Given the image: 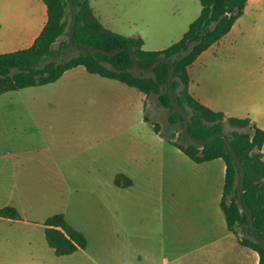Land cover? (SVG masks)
Listing matches in <instances>:
<instances>
[{"label": "crops", "instance_id": "obj_1", "mask_svg": "<svg viewBox=\"0 0 264 264\" xmlns=\"http://www.w3.org/2000/svg\"><path fill=\"white\" fill-rule=\"evenodd\" d=\"M162 1L156 2V47L146 49L137 33L145 50L179 41L195 18L178 15L186 10L183 0L166 8ZM263 13L264 0H248L231 31L188 67V76L189 93L203 105L249 118L264 131V35L249 33L250 18ZM48 18L44 0H0V54L31 47ZM46 86L58 97L43 98L38 88ZM21 90L41 96L0 99V200L6 199L0 209L13 206L22 217H0L12 256L9 262L0 256V264H259L222 209L225 161L195 162L156 132L154 122L167 126L156 98L83 65L54 83ZM69 93L70 101L62 99ZM50 105L73 108L80 132L67 147L62 135L51 137L43 114ZM260 153L264 160V145ZM57 213L85 235L86 249L56 255L44 222ZM18 223L36 228L22 232L28 250L18 248Z\"/></svg>", "mask_w": 264, "mask_h": 264}, {"label": "trees", "instance_id": "obj_2", "mask_svg": "<svg viewBox=\"0 0 264 264\" xmlns=\"http://www.w3.org/2000/svg\"><path fill=\"white\" fill-rule=\"evenodd\" d=\"M248 0H199L201 13L184 36L163 50H145L141 37H127L105 29L95 17L90 0H73L77 19L73 41L78 47L100 48L107 51L128 49L116 56L102 52H84L71 48L68 30L74 20V11L68 0H44L48 7V22L34 44L26 49L0 54V95L58 81L67 71L83 65L90 73L119 80L135 87L147 96H156L159 106L168 114L167 126L154 122V130L172 141L192 160L198 163L222 158L226 163V176L222 209L230 230L239 237L240 244L255 250L259 264H264V243L253 238L249 216L238 203L241 168L234 161L222 137L200 146L183 133L184 121L176 109L169 92L168 76L171 65L162 62L153 72L150 68L161 58L172 59L175 73L172 90L176 101L189 121L192 137L207 140L216 133H224L245 169V187L242 195L246 208L252 213L256 236L264 240V160L260 150L264 145V131L249 118L226 117L203 105L189 93L188 67L213 44L227 35L236 20L244 13ZM69 7V13L67 11ZM70 15V18L68 16ZM57 44V47H55ZM76 52L68 60L62 55ZM138 59L141 68L133 61ZM146 117H149L146 114ZM226 126L231 129L226 131ZM120 177L117 183H120ZM0 217L22 219L13 206L0 209ZM48 245L56 255L65 256L86 249L88 240L72 227L63 213L48 217L45 222Z\"/></svg>", "mask_w": 264, "mask_h": 264}, {"label": "rangeland", "instance_id": "obj_3", "mask_svg": "<svg viewBox=\"0 0 264 264\" xmlns=\"http://www.w3.org/2000/svg\"><path fill=\"white\" fill-rule=\"evenodd\" d=\"M156 2L157 0H90V4L94 11L95 16L105 28L128 37H136L137 33L142 34L147 41L146 49H152L153 47H156ZM183 2L185 3L186 10H181L178 13V15H181L183 17L185 13H187L188 17H195L194 20H196L199 17L202 9L200 2L198 0H183ZM169 4H170V0L162 1V5H164L165 8L166 6H169ZM67 11L69 13V7H67ZM68 16L70 18L69 14ZM250 19L251 20L249 21V25L251 27L249 28V33L264 35V13L260 18L251 17ZM256 19H257V24H256L257 26L254 28L253 22ZM55 47H57V44H55ZM76 54H77L76 52H67L62 55V59L68 60L72 56H75ZM221 66L231 67L232 63L229 62L228 64H225V62H221ZM38 92L43 93V98L54 99L58 97L56 90L49 86L39 87ZM71 92L72 91H70V93ZM70 93L69 96L62 97V99H68L70 101L73 98L72 94ZM40 96L41 94H39V96H36L31 94V91L21 90L19 92L13 91L10 93H6L0 96V99L10 100L11 98L13 100L14 99L29 100L31 98H37ZM151 97L156 98V96H151ZM59 98H61V96H59ZM46 107H43V114L44 116H48L47 123L50 129L53 127L51 132V137H52V133L55 136L62 135L63 138L65 139L63 146L67 147L68 143L71 144L70 139L74 135L80 132V129L78 128L77 124H74L72 122L73 108L69 105L67 106L61 105L56 107L55 105L52 106L50 105L49 109L46 110ZM161 108H162L161 113L159 114L158 118L164 120L167 124L168 114L163 107ZM230 129L231 128L229 126H226V131H229ZM5 200L6 199L2 195L0 204L3 205L2 203H4ZM57 205L60 206V204L53 203V206H57ZM60 209L61 211H65L68 209L66 201L63 204H61ZM70 217L71 219H73L71 210H70ZM6 226H7L6 223L2 221L0 226L1 230L3 229L0 235V243H1L0 246L2 247V250H0V256L3 258L4 261L9 262L12 259V256L11 253H9L7 249H5V246L6 247L8 246L7 239L5 238ZM15 228L17 231L16 233L17 234L16 238L18 239L17 242L18 245L20 246V247L18 246V248L24 251L26 246L28 250L30 241L29 239L26 240L24 237L21 236L22 232L26 231L28 234V229H36V228H33L32 226L31 227L25 226L22 223L16 224ZM31 234H32V230H31ZM19 243H21L24 246L20 245Z\"/></svg>", "mask_w": 264, "mask_h": 264}, {"label": "water", "instance_id": "obj_4", "mask_svg": "<svg viewBox=\"0 0 264 264\" xmlns=\"http://www.w3.org/2000/svg\"><path fill=\"white\" fill-rule=\"evenodd\" d=\"M68 1H69V4H70L71 8L74 11V20L71 23L70 28L68 30V40H69V43H70L71 48H73L75 50H78V51H84V52H94V51H98V52H102L104 54L111 55V56H116V55H118L121 52L128 51V49H126V48H122V49L116 50V51H107V50H103V49H100V48H82V47H78L74 43V41H73V29H74V26L76 24V19H77V8H76L73 0H68ZM131 55H132L133 61L137 65V67L141 68V66H140V64L138 62V59L132 53H131ZM162 62H168L171 65V70H170V73H169V76H168L169 92H170V96L172 98V101H173L176 109L178 110V112L182 116L181 117V120L184 121V128H183L184 135L187 138H189L192 142H194L195 144H198L200 146H205V145L213 142L216 138L222 137L225 140L227 146L229 147L230 152L232 154V157H233L234 161L241 168V170H242V176H241V181H240V190H239V195H238V203H239V206H240L241 211L245 212L249 216L250 225H251V233H252L253 238L255 240L259 241V242L262 241L264 243V240H259L257 238V236H256V230H255V225H254V219H253L252 213L246 208V206H245V204L243 202L242 195H243L244 187H245V175H246V173H245V169H244V166H243L242 162L238 159L237 155L235 154V152H234V150L232 148V145H231L229 139L227 138V136L224 133H220V132L219 133H216L213 136H211L210 138H208L207 140H200V139H197V138L192 137L190 135V133H189V121H188L187 114L178 105V103L176 101V98H175V96L173 94V90H172V80H173L174 73H175L174 60H172V59H166V58H161L157 62H155L152 67L146 68L144 70L147 71V72H153V70L157 66H159Z\"/></svg>", "mask_w": 264, "mask_h": 264}]
</instances>
